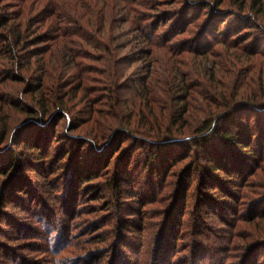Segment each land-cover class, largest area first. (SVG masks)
Returning a JSON list of instances; mask_svg holds the SVG:
<instances>
[{"label":"trees","instance_id":"trees-1","mask_svg":"<svg viewBox=\"0 0 264 264\" xmlns=\"http://www.w3.org/2000/svg\"><path fill=\"white\" fill-rule=\"evenodd\" d=\"M177 3L172 10L154 14L142 0H0V67L6 71L0 83L5 77L26 79L32 87L27 94L36 103L34 109L27 110L28 121L35 129L20 132L19 140L0 157V176L4 177L0 180V264H58L59 258L49 253L57 255L74 245L82 249L78 235L68 232L71 231L68 219L79 215V209L85 213V208L79 206L82 199L102 201L103 211L112 207L117 212L116 203L123 202L118 201L125 189L122 185L129 186L131 204L136 205L133 212L136 224L131 219L116 220L110 225H116V234L118 229L121 232L132 229L133 233L125 234L120 245L127 247L131 238H136L147 258L142 259L139 249L115 254L114 244L111 249L114 255L106 264H264V193L240 199L241 204L237 202L239 186L248 185V178L264 160V99L238 102V95L231 92L227 95L219 89L221 98L207 94L210 99H223L219 110L211 107L205 92L199 95L208 104L194 106L191 72L182 68L189 65L190 57L207 60L217 45L237 47L251 40L252 55L264 53V0H237L236 7L232 8L221 7L223 0ZM189 24L193 28H188ZM248 29L255 34H250ZM205 67L212 71L211 78L207 77L212 84L219 68ZM93 72L104 76L105 85H109L107 92L112 90L108 100L113 107L118 105L119 91L130 87L150 97L151 103L160 106L161 100L165 102L168 117L171 114L175 118L165 123L156 113L154 120L145 117L147 120L132 124L121 119L119 122L124 121L125 126L108 129L110 134L102 142L94 138H105L100 136V127L93 130L91 127L88 131L93 137L71 136L61 151L50 157L56 132L46 129L50 119L42 118L52 106H56L52 107L53 111L58 110L56 113L67 108L64 98H56L64 91L74 98L79 94L88 113L96 112V100L91 96L93 87L87 84ZM161 72L166 75L167 86L156 79L155 74ZM156 84L160 86L153 90L151 85ZM208 87L214 89L213 84L212 88ZM50 90L57 92L51 93L56 101L46 96ZM247 95L251 99V94ZM146 105L136 110L138 118H144L140 112L148 111ZM191 109L201 112L194 126L196 119L189 120ZM80 115L77 110L75 119L81 121ZM185 127L190 129L189 134ZM172 130L186 135L176 137ZM6 135L3 130L0 141H6ZM124 137L130 142L119 148ZM7 139H12L11 133ZM115 140L118 147L111 149ZM182 142L190 145L191 156L195 157L191 164L194 190L189 194L192 178L181 171L182 181L174 182L175 187L169 191L171 200L163 209L164 216L156 234L148 230L155 241L144 244L143 239L148 236L143 223L149 217L145 206L160 203L162 199L166 203V195L159 196V191L167 187L169 168L189 155L176 154L174 145ZM19 146L30 157L18 154ZM136 149L139 156L128 152ZM142 162L146 173L141 181L142 176L137 173ZM22 164L26 165V171L21 168ZM41 167L48 172L44 174ZM31 171L43 177L44 182L29 177ZM60 173L61 177L56 180L54 177ZM107 173L110 174L100 182L95 181ZM46 185L52 188L57 185V188L52 192L51 188L45 190ZM250 186L255 187L252 183ZM103 191L111 198L104 199ZM50 192L52 195L48 197ZM187 204L191 205L193 223L189 224L188 231L181 232ZM239 205L243 210L242 221L243 217L247 222L256 221V232L250 238L255 241L233 243L235 237H241ZM17 208L27 215L18 216ZM56 208L61 209L62 217ZM214 221L219 225L213 230ZM101 227L98 224L93 232ZM186 235L191 237L184 246L189 252L175 257L177 239ZM96 252H88L89 256L93 254L90 262L101 264L102 259L95 256ZM232 255L236 260L228 262Z\"/></svg>","mask_w":264,"mask_h":264},{"label":"rangeland","instance_id":"rangeland-1","mask_svg":"<svg viewBox=\"0 0 264 264\" xmlns=\"http://www.w3.org/2000/svg\"><path fill=\"white\" fill-rule=\"evenodd\" d=\"M148 3V9L150 12H154V14H159L160 10H172L174 7L178 6L179 4L177 3L180 0H142ZM237 0H223L222 6L223 8H232L236 7L235 3ZM156 10V11H155ZM155 16V15H154ZM168 16V14H167ZM194 25L189 24L188 28H193ZM250 34H255L254 31L252 30H247ZM239 43V42H238ZM241 43V42H240ZM242 44V43H241ZM239 44L237 47H231L230 45H217L214 48V54L211 56H208L207 60L196 58L194 60V57H190V59L187 61V64H189L187 67L183 66L182 68H187L186 70L190 71V78H191V83L194 85L193 90L191 93L193 94V100L191 104L195 106V104H202V106L207 105V101L205 99H201V96L199 94H205L207 97H219L221 98V95L218 96V90L223 89L225 90L226 94L228 95L229 92H231L232 95H238L236 98L238 99V102L241 101H246V100H251L255 101L256 99L258 101H261L264 99V53L262 54H257V55H252L251 53V47L253 46L252 41H248L245 44ZM186 61V59L182 60ZM191 62V63H190ZM93 67L99 68V66L94 63H89ZM216 66V69L218 71H215V77L214 80L211 81L212 84L214 85V89L212 88V84L208 81V78H211V72L208 70L205 66L208 68L210 66ZM140 68V67H139ZM142 69V68H140ZM9 71V70H8ZM131 71V70H130ZM6 71H2L0 67V80L3 79L2 74H4ZM194 72L195 74H193ZM157 81H162L164 84L162 86H167L166 82L168 81L166 78V75L161 72L159 74H155ZM4 78L3 83H0V136L4 131L7 133L6 141H0V157H2V154L5 153L9 147L12 146L13 142H16V140H19V136H17L20 132H26V131H33L35 129V126L32 125V122L28 121V118L30 117V113H27V110L29 108L34 109L36 107V103L33 101L31 95L27 94L28 89L31 90L32 87H30V84L25 80L23 81H18L15 80L14 78ZM90 82H87V84L92 88V95L95 97V105L94 109H96V112L91 111V113L86 110L85 105H84V99L80 98L79 99V94L77 97H72V94L70 92L64 91L63 93H58L56 95V98H64V101L66 103L67 108L64 109V111H60V113H56L58 110L52 109V106L49 109V114L42 118V120L50 119L49 125L46 129H52L55 131V140L53 144L51 145L50 152L51 155H56L58 154L61 146L67 142L69 137L71 136H76L77 134H82V135H87L91 136L89 133V129L92 127L98 128L100 127V136L105 135V138H97L99 139L98 142L106 141L107 140V135L108 129H113V127H117L118 125L125 126V122L136 123L139 121H145L147 120L145 117L151 118V119H156V113L160 116V119H162L163 122L167 123L170 118H175L173 115L170 114L168 117V110L166 108V103L162 102L161 100V105L158 106L156 103H151L149 102L150 97L145 96L144 94H140V92L135 91L131 89L130 87H124L122 90L119 91V102L118 105L112 106V102L108 100V94L112 92V90L108 93L107 90H109L108 86L105 85V78L103 75H100L99 73H91L90 74ZM156 81V82H157ZM151 88L155 90L157 86H160V84H156ZM208 86H211L212 90L209 89ZM209 91H212V93H209ZM57 93L56 91L50 90L49 93H47L46 96L50 99V101H56L55 96H51V93ZM205 92V93H204ZM142 93V92H141ZM247 94H251V99L248 98ZM112 95V94H111ZM157 97V95H154ZM207 97V98H208ZM256 98V99H254ZM211 102V107L215 110H219L220 106H222V101L223 99H218V98H208ZM148 104L146 105V103ZM144 105L147 106L148 111H141L140 114L144 115V118H138V115H136V110L140 108H145ZM81 112L80 115V120L75 119V113L76 111ZM145 110V109H144ZM101 112V113H100ZM157 115V116H158ZM201 116V112L196 110V109H191L190 111V116L189 120L195 121L193 122V126L197 123L198 117ZM50 117V118H49ZM52 117V118H51ZM168 117V119H167ZM39 118V117H38ZM123 119V124L119 122V120ZM185 121H189L184 117ZM158 120V119H157ZM160 121V120H159ZM24 123L20 125L17 129L16 126L19 124ZM38 124V123H34ZM180 124V123H179ZM23 129L21 130L22 126H24ZM102 125H105L102 127ZM43 126V125H42ZM74 126V128H73ZM73 128V130H72ZM110 129V130H111ZM151 130L153 128H150ZM185 132L188 133L190 132V129L188 127H185ZM173 131V130H172ZM11 133L12 139L8 140L7 138L9 137V134ZM189 134V133H188ZM174 136H184L186 135L185 133H179V132H174ZM115 140L112 143V148L118 147V144ZM130 142V139L128 137H124V139L121 141L120 147L119 148H124L126 147ZM176 148V154H181L183 155L184 153L189 154L188 157L182 160H178L171 168H169V174L166 177V184L167 187H164V189H161L159 191V196L160 195H166L167 200H164L166 203H162L163 199L160 201V203L156 202H151L150 204H147L145 206V214H147L149 217L144 220L143 225H145V234L148 236L143 239L144 244H153L155 239H153V236L151 234H148L150 230H152L153 235L156 234L157 228L164 216L163 209L165 206L168 204V202L171 200V195H170V190L175 187V184L177 182H181L182 179L179 175V173L182 171L183 173H189L190 178H192V183L189 185L190 188L188 189V192L190 194L191 191L194 190L193 187V182L195 180V174L192 172L191 164L193 163V160H195L193 156H191V151H190V145L186 142H182L181 145L176 144L174 145ZM20 147V146H19ZM183 148V149H182ZM18 154L25 156L27 154V157L29 156V153L22 152L23 147L17 148ZM20 150V151H19ZM57 151V152H56ZM118 151V150H117ZM131 154H138L137 149L136 150H129L128 151ZM110 152L108 153V155ZM107 155V156H108ZM116 154H114L115 156ZM132 155V157H133ZM30 157V156H29ZM142 158V156H141ZM48 162V161H47ZM27 163V162H26ZM28 164V163H27ZM29 165V164H28ZM112 164H110L111 167ZM144 166V162L140 164V168L138 169V175L137 176H142L141 181L143 179V175L145 176V167L142 169ZM21 168L26 171V165L22 164ZM42 168V167H41ZM189 169V170H188ZM44 174L47 172L42 168L41 169ZM107 173L105 175H102V177H98L95 179V181L100 182V180L103 179L104 176H108ZM193 174V176H192ZM28 176L31 178H36V180H39V182H44V178L37 175L35 172L31 171L28 173ZM187 176V175H186ZM61 177V173L54 177L56 180L57 178ZM4 177L0 176V180H2ZM249 182L247 183V186L240 185L239 186V196L237 199L238 204H241V200H245L246 198H251L253 196H259L260 194L264 193V160L261 162L258 166V168L254 171V175L249 177ZM47 181V180H46ZM52 181V180H48ZM175 182V184H174ZM186 180H184L181 184L185 183ZM62 183V179L61 182ZM254 185L255 187H251L250 185ZM187 184V183H186ZM237 183H235L236 185ZM245 184V183H244ZM125 189L122 192L123 196L120 200L118 201H123L120 204L116 205L117 207V212H114V209L112 207L106 211H103L102 208L105 207V204L96 201H89L87 202V199H82V203H79L80 208L84 207L85 213H80L81 209L77 210L78 214L77 216H72L71 219H68L69 222V230L71 234H76L78 235V240L82 241V245L84 246L82 249L80 247L74 246H69L66 247L64 250L59 251V253L56 254H51L53 256H57L56 259L59 260L58 264H80V262L83 263H88V264H93L90 262V258H93V254L89 256V251L95 250L97 251L95 256L97 258L102 259L101 264H106L107 261L110 259L111 255H114V253H111V249L113 248V245L115 244L116 246V252H133L137 249H139V252L142 253V259L147 258V253L144 254L145 250H143V247L138 246L136 243V238H131V244H127L128 248L125 246H121L122 244V238L125 236L127 233H133L131 232L132 229H124L123 232H121L120 229H118V232L116 234L115 227L116 225H110L112 222H116V220H131L133 224H136L135 218V213L134 209L136 208V205L131 204V199H130V192H129V186H124L122 185ZM45 190H52L54 192L57 188H52L48 187L46 185ZM48 194V197H51V193ZM104 199H110L109 194L107 191H103ZM158 192V191H157ZM195 192V191H194ZM197 192V191H196ZM43 193L46 195V191H43ZM241 193V195H240ZM61 194V193H59ZM47 196V195H46ZM50 200V198H48ZM191 199V197H190ZM57 200V199H56ZM191 201H189L190 204ZM62 204V203H61ZM59 204V206H62ZM187 204L186 207V215L184 219V224L181 227V232L188 231V226L189 224L193 221H191V218H193V214L190 213L191 210V205ZM239 210L238 218V230H239V236L241 237H235L233 240V243H246L248 240L251 238L252 232H256L255 230V222H247V219L245 217L244 221H242V215L241 210H242V205L237 206V209ZM244 208V207H243ZM94 209V211H92ZM87 210V211H86ZM13 211V210H11ZM243 211V210H242ZM16 214L18 216L25 217L27 214L19 210H15ZM60 208H56V213L59 214V216H63L61 213ZM90 212V213H88ZM188 212V214H187ZM55 213H53L54 215ZM151 215H154L153 217H150ZM59 216L57 218H59ZM207 223L210 224V219H207ZM98 224H101V229L93 232L95 226ZM218 223L214 221L212 224V229L216 228V225ZM219 225V224H218ZM3 228L4 225L2 224ZM149 227V229L146 228ZM90 228V229H89ZM152 228V229H150ZM149 230V231H148ZM191 230V228L189 229ZM36 231V230H35ZM189 234V233H188ZM206 234H211L206 232ZM32 235V234H30ZM122 236L121 239H119L117 236ZM35 236V235H33ZM97 236V237H96ZM100 236V237H99ZM243 236V237H242ZM96 237V238H94ZM137 237V236H136ZM129 238V239H130ZM138 238V237H137ZM190 235L182 236L181 238L177 239V245H176V251H174V256L177 257L180 256L182 257L183 254H186L189 252L188 249H185L184 246L187 244V241L190 240ZM101 240V241H100ZM126 241V240H125ZM250 241H255V239H251ZM222 242V240H220ZM114 246V248H115ZM183 248V250H182ZM152 249V248H151ZM262 249V248H261ZM172 253V254H173ZM88 254V255H87ZM98 255H101L99 257ZM236 257L232 255V257H229L228 262L235 261ZM64 259V260H63ZM92 261V260H91ZM100 264V263H99Z\"/></svg>","mask_w":264,"mask_h":264}]
</instances>
